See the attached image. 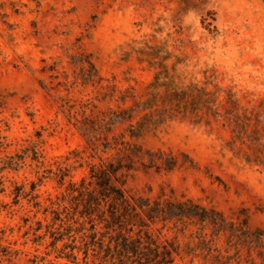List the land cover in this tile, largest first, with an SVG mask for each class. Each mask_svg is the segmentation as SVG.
<instances>
[{
  "label": "rangeland",
  "instance_id": "obj_1",
  "mask_svg": "<svg viewBox=\"0 0 264 264\" xmlns=\"http://www.w3.org/2000/svg\"><path fill=\"white\" fill-rule=\"evenodd\" d=\"M91 62L104 79L85 84ZM109 85L135 87L138 101L112 134L177 162L126 171L130 191L173 190L227 214L247 206L264 226V0H0V157L34 144L56 171L42 177L29 161L0 172V264H86L55 160L91 149L58 111L117 106Z\"/></svg>",
  "mask_w": 264,
  "mask_h": 264
},
{
  "label": "trees",
  "instance_id": "obj_2",
  "mask_svg": "<svg viewBox=\"0 0 264 264\" xmlns=\"http://www.w3.org/2000/svg\"><path fill=\"white\" fill-rule=\"evenodd\" d=\"M91 65L82 70L85 84L95 82L97 76L98 82L104 79ZM109 86L104 98H116L117 106L96 111V103L83 104L79 116L75 104L65 101L58 111L75 122L91 149L89 155L74 149L55 160L57 180L61 185L69 180L75 216L79 215L75 222L80 221L79 230L72 223L65 229L76 242L78 236L74 234H80L86 264H174L184 258L194 264H264V226L252 224L251 208L241 206L227 214L173 190L153 195L152 187L148 193H141L125 186V172L140 163L157 169L166 164L164 168L172 170L177 162L170 155L161 165L159 159L165 152L145 150L127 139L124 132L112 134L119 124L133 121L138 101L135 87L117 94V86ZM132 98L135 104L128 103ZM0 142L4 144L2 139ZM42 152L38 145H25L21 151L0 157V172L19 171L29 161L42 170V177L46 172H56ZM147 154L149 162L145 160ZM81 169L88 172L78 181L76 175ZM32 184L36 191L38 182Z\"/></svg>",
  "mask_w": 264,
  "mask_h": 264
}]
</instances>
